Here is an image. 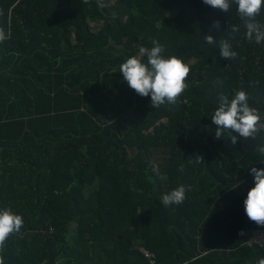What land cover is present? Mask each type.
Listing matches in <instances>:
<instances>
[{
    "label": "trees",
    "instance_id": "obj_1",
    "mask_svg": "<svg viewBox=\"0 0 264 264\" xmlns=\"http://www.w3.org/2000/svg\"><path fill=\"white\" fill-rule=\"evenodd\" d=\"M237 7L0 0L9 36L0 43V211L23 218L0 252L3 264L264 259V239L249 241L264 226L244 211L250 168H264V131L233 146L227 132L214 138L211 121L218 96L240 90L264 120V42L246 38ZM256 22L264 25V5ZM225 39L235 59L220 57ZM153 40L190 68L174 105L153 108L119 72L132 56L147 64L139 50ZM180 185L190 186L184 202L164 206L162 196Z\"/></svg>",
    "mask_w": 264,
    "mask_h": 264
},
{
    "label": "clouds",
    "instance_id": "obj_2",
    "mask_svg": "<svg viewBox=\"0 0 264 264\" xmlns=\"http://www.w3.org/2000/svg\"><path fill=\"white\" fill-rule=\"evenodd\" d=\"M203 3L223 13H228L231 7V0H203ZM235 3L238 6L239 17L244 22L246 38L250 42L254 39L257 44L264 42V25L256 22L264 0H235ZM213 26L218 29L220 22L214 21ZM231 31L238 32L239 26L233 25ZM8 38L5 30L0 28V43ZM203 39L209 45H214L217 41L212 35H206ZM153 44L154 47L151 49L140 48L139 50V56H147V64L137 56H132L120 65L119 72L122 73L124 81L136 94L141 97L150 96L153 108H159L165 104L174 105L187 88L185 81L189 77L190 68L178 57L165 58L162 55L164 46L158 41L153 40ZM219 44V55L222 59L236 58L237 53L232 49L228 40H220ZM218 100L219 107L211 118L212 124L216 127L215 139H221L227 132L231 144L235 146L238 137L255 140L258 133L264 131V120L257 109L250 107L249 96L245 91H237L231 100L227 95L220 94ZM258 151L264 155V146L260 147ZM195 162L202 163L203 157L197 156ZM180 170L183 171V166ZM250 174L254 177V186L248 191L244 200V211L251 221L264 226V168L251 167ZM189 188L190 186L180 185L164 194L162 196L163 205L183 203ZM22 226L23 218L20 215L12 213L10 209L0 211V252L5 249L7 239L13 234H18ZM0 264H3L2 256H0ZM258 264H264V259H260Z\"/></svg>",
    "mask_w": 264,
    "mask_h": 264
},
{
    "label": "built area",
    "instance_id": "obj_3",
    "mask_svg": "<svg viewBox=\"0 0 264 264\" xmlns=\"http://www.w3.org/2000/svg\"><path fill=\"white\" fill-rule=\"evenodd\" d=\"M239 235H240V236L245 235V231H244V230H240V231H239ZM263 239H264V232H260V233L256 234L255 236L251 237V238L249 239V241H251V242H260V241L263 240ZM141 250H142L147 256L150 255V254H149L147 251H145L144 249L141 248Z\"/></svg>",
    "mask_w": 264,
    "mask_h": 264
}]
</instances>
